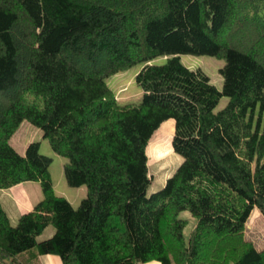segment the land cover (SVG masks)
Listing matches in <instances>:
<instances>
[{
  "label": "trees",
  "instance_id": "1",
  "mask_svg": "<svg viewBox=\"0 0 264 264\" xmlns=\"http://www.w3.org/2000/svg\"><path fill=\"white\" fill-rule=\"evenodd\" d=\"M181 54L223 58L222 90ZM138 63L141 99L120 104L106 79ZM257 105L264 0H0V189L38 181L43 192L15 223L0 203V263L36 250L63 264H264L243 239L253 208L264 216ZM167 119L183 160L147 195L146 147ZM24 120L66 158L67 184L86 186L78 207L54 194L38 141L23 154L9 143ZM184 210L196 219L187 239Z\"/></svg>",
  "mask_w": 264,
  "mask_h": 264
},
{
  "label": "rangeland",
  "instance_id": "2",
  "mask_svg": "<svg viewBox=\"0 0 264 264\" xmlns=\"http://www.w3.org/2000/svg\"><path fill=\"white\" fill-rule=\"evenodd\" d=\"M181 62L190 69H201L210 79V82L218 90L223 88V77L220 69L224 66L223 58L210 55H191L181 54ZM166 57L157 56L150 60L148 64H163ZM143 64L138 63L124 71L117 72L106 79L107 85L115 94L116 100L120 104L138 103L141 99V89L135 82L136 73L142 68ZM228 102V97L221 96L214 111L222 109ZM259 126V131H264V108L260 109L257 105L253 117V129ZM174 131V120L167 119L154 132L146 147L148 157V172L151 177V183L147 188V195L159 190L166 179L171 176L183 158L180 154L174 152L171 146V140ZM31 141L39 142V152L49 156L52 160L49 165V173L52 181L53 192L56 196L66 198L71 205L76 208L83 197L86 196V186L71 187L67 184L63 167L66 158L56 154L48 141L43 137L42 131L31 122L24 120L15 130L9 139V143L21 154L24 153L26 145ZM31 195H37L43 198L42 188L39 182L28 184ZM179 218L185 219L187 224L183 230L185 239L196 225V219L187 210L178 214ZM54 232L52 225L48 226L38 239L48 238ZM243 239L250 241L257 249L264 248V216L257 207L251 211L243 231Z\"/></svg>",
  "mask_w": 264,
  "mask_h": 264
},
{
  "label": "crops",
  "instance_id": "3",
  "mask_svg": "<svg viewBox=\"0 0 264 264\" xmlns=\"http://www.w3.org/2000/svg\"><path fill=\"white\" fill-rule=\"evenodd\" d=\"M38 181H25L9 188L0 189V203L7 212L11 223H15L18 217L30 211L41 200L38 194L31 195L28 184ZM44 239V238H43ZM25 264H63L57 254H39L36 250H29L21 255ZM1 264V263H0ZM138 264H162L157 260H150Z\"/></svg>",
  "mask_w": 264,
  "mask_h": 264
}]
</instances>
